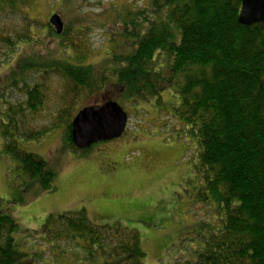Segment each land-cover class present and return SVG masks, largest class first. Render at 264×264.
Instances as JSON below:
<instances>
[{
	"label": "trees",
	"instance_id": "trees-1",
	"mask_svg": "<svg viewBox=\"0 0 264 264\" xmlns=\"http://www.w3.org/2000/svg\"><path fill=\"white\" fill-rule=\"evenodd\" d=\"M242 1L148 0L127 7L107 31L111 53L97 71L80 57L82 44L68 41V30L58 35L48 22L47 32L62 41L60 59L25 63L0 90V136L22 192L57 187L48 161L24 151L19 140H42L62 127L71 148L87 152L72 141L76 113L109 101L122 107L154 100L158 107L172 94L178 104L170 116L196 141L197 199L206 206L198 216L200 246L179 264H264V24L239 22ZM34 6L35 0H0V68L32 43ZM52 80L62 83L58 125L37 127ZM17 91L22 100L10 101ZM5 204L0 198V264H35L36 253L24 250L31 243L18 238L20 226ZM29 237L76 262L146 264L136 230L97 225L83 210L51 214L40 234Z\"/></svg>",
	"mask_w": 264,
	"mask_h": 264
},
{
	"label": "rangeland",
	"instance_id": "rangeland-1",
	"mask_svg": "<svg viewBox=\"0 0 264 264\" xmlns=\"http://www.w3.org/2000/svg\"><path fill=\"white\" fill-rule=\"evenodd\" d=\"M147 1L35 0L31 13L38 29L31 34L32 43L23 45L12 61L0 68V90L25 63L60 59L62 41L45 29L53 15L61 17L64 31L70 34L67 40L82 44L80 57L97 71L106 67L111 53L107 31L123 18L127 7L137 8ZM35 77L39 81L38 73ZM47 84L51 96L47 110L36 116L37 127L46 123L58 125L62 83L52 80ZM11 98L15 102L23 96L17 91ZM177 104L178 97L172 94L163 95V105L158 107L154 100L135 106L122 103L129 116L124 135L95 144L87 152H75L62 127L42 140H19L24 151L48 161L56 173L55 192H39L38 188L22 192L15 163L5 153L0 136V198L6 203L5 211L20 226L18 238L31 243L24 250L36 253L35 264H87L72 261L68 255L54 256L42 240L29 237L34 232L40 234L49 215L82 210L97 225L119 224L136 230L146 253V264H179L180 258L199 248L198 216L206 206L197 199L200 185L194 171L198 157L196 141L185 137L181 122L170 116ZM19 197L23 201L14 203Z\"/></svg>",
	"mask_w": 264,
	"mask_h": 264
},
{
	"label": "water",
	"instance_id": "water-1",
	"mask_svg": "<svg viewBox=\"0 0 264 264\" xmlns=\"http://www.w3.org/2000/svg\"><path fill=\"white\" fill-rule=\"evenodd\" d=\"M239 22L246 26L264 24V0H243ZM49 24L58 35L64 31L59 15H53ZM129 123L128 114L117 103L109 101L99 108L85 107L72 123V141L77 149L85 150L100 142L121 138Z\"/></svg>",
	"mask_w": 264,
	"mask_h": 264
}]
</instances>
